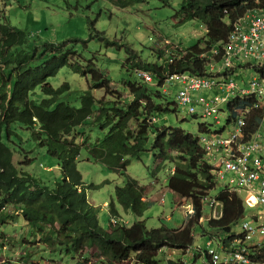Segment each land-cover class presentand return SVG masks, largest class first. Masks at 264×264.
Listing matches in <instances>:
<instances>
[{
  "label": "trees",
  "instance_id": "trees-1",
  "mask_svg": "<svg viewBox=\"0 0 264 264\" xmlns=\"http://www.w3.org/2000/svg\"><path fill=\"white\" fill-rule=\"evenodd\" d=\"M112 1L121 8L145 2ZM161 1L169 5L171 0ZM263 5L264 0H183L176 17L183 21H200L206 27V36L186 51L178 48L176 53L172 52L171 56L179 57L175 63L168 60L163 66L149 65L140 59L135 62V55L130 57L127 63L135 68L134 72H150L156 83L148 84L138 77L134 82L125 81L129 100L116 91L119 96L110 101L96 97L95 89L108 92L109 79L98 69L84 70L81 65L70 63L76 54L74 47H67V43L42 42L25 30L0 23V225L14 223L19 217L23 219L22 226L28 228V237L22 241L17 237L15 247L30 256L31 247L27 243H39L43 260L58 263L66 258L76 261L78 257L84 258V251L95 250L96 257L102 258L105 264H187L182 258L167 259L164 252L178 251L185 256L193 247L195 231L198 228L200 233L210 231L200 224L206 216L201 200L217 187V181L199 143L198 136L208 131L205 124L199 126V135L158 126V118L180 109L176 101L167 100L170 95H164L161 87L168 74L206 75L205 61L200 57L203 45L210 47L225 42L248 10ZM108 45L122 47L116 42ZM157 53L159 58L164 56L162 51ZM65 66L84 77L91 75L79 107L60 101L70 90L69 83L56 89L48 82ZM255 122L254 116L248 129L250 133L255 132ZM84 126L92 131H107L104 139H99V145L87 150L110 167L126 169L129 159H140L151 140L154 158L161 163L175 164V172L167 179L168 187L191 202L194 216L179 229L165 225L150 229L145 220L131 227L126 224L115 227L112 223L109 230L102 229L98 222L99 211L88 202L77 168L82 149L78 144V131ZM28 143L46 148L48 155L57 160L62 180L56 187L43 185L18 167L33 161L28 156L15 163L16 153L31 152L23 147ZM144 197L145 188L136 179L129 178L124 187L116 188L115 200L109 205L110 215H119L118 204L125 212L142 218L150 205L144 202ZM217 200L222 205L221 217L206 221L211 228L231 233L246 215L245 202L238 194L225 190ZM17 228L13 235L20 232ZM7 241L2 246L6 248V255L13 251ZM199 254L202 258L201 251ZM84 261L88 263L89 259L84 258ZM12 262L8 260L3 264H14Z\"/></svg>",
  "mask_w": 264,
  "mask_h": 264
},
{
  "label": "rangeland",
  "instance_id": "rangeland-1",
  "mask_svg": "<svg viewBox=\"0 0 264 264\" xmlns=\"http://www.w3.org/2000/svg\"><path fill=\"white\" fill-rule=\"evenodd\" d=\"M182 3L183 0H171L169 5H164L161 0H145L128 8H121L112 0H0V23L25 30L42 42L55 45L67 43V47H74L76 54L74 58H71L70 63H77L84 70L98 69L106 79H109L108 92L106 89H95L93 94L96 97L110 101L119 96L116 93L118 92L121 97L129 100V92L124 82L137 80L135 68L127 63L130 57L133 58L135 55V62L140 59L149 65L163 66L168 62L172 52H177L178 48L187 50L206 36V27L200 21H183L176 17L177 12L182 9ZM109 42H116L122 47L118 49L116 46H110ZM128 49L134 54H131ZM158 51L164 53L162 58H159ZM90 81V74L84 77L75 73L70 66H65L48 82L56 89L64 83H69L70 90L60 98V101L79 107L80 97L88 90ZM176 91V87L171 89L172 93L167 99L169 102L175 101ZM198 96L200 95L193 94L195 98ZM40 97L46 98L44 95ZM220 109L224 112L220 113L221 123L216 126L213 118H203L201 115L193 117L181 108L177 113L161 116L157 124L159 127L180 128L194 135H199V126L205 124L213 130V133L219 134L224 132L223 127L228 123L227 105L223 104ZM78 132V144L82 146V149L77 168L86 188L88 202L99 211L98 222L102 229L109 230L112 223L115 227L122 224L131 227L139 220H145L150 229H157L163 225L169 229H179L185 224L184 222L188 220L185 206L190 201H185L184 207H181L183 201H176L174 192L169 189L167 183V179L175 172V164L161 163L157 158L155 159L151 140L147 144L148 150L141 155V158L129 159V165L123 169L110 167L87 150L99 145V139L103 140L107 131L98 129L92 131L91 128L84 126L82 129L79 128ZM21 133L26 135L25 132L21 131ZM23 147L31 152L16 153L15 163L24 161L27 156L33 161L18 167L23 168L43 185L50 188L56 187V184L62 180V171L57 160L48 155L46 148L39 147L35 143L24 144ZM129 178L136 179L142 188H151L147 195L150 198L148 202L150 205L142 218L125 212L118 204L116 208L119 215L116 217L110 215L109 205L115 200L116 188L124 187ZM224 183L227 184L228 180ZM223 189L221 184L217 185L210 192V197L217 199ZM105 202L108 203L109 208L104 207ZM245 205L246 215L240 224L235 225L233 230L235 235L243 234L245 221L253 224L260 223V217L264 214V207L251 208L246 203ZM203 207L205 214L212 218V211L205 204ZM23 224V219L17 217L14 223L0 225V232L5 233L0 234L1 242L8 240V246L13 248V251L6 255L3 253L6 248L3 249L0 244L1 264L6 259L15 261L16 263L12 262L14 264L28 262L39 264V260L41 264H105L102 258L96 257L95 250L83 252L84 258L89 259L88 263H85L84 258L81 257H78L76 261L66 258L62 263L50 259L48 261L47 258L43 260V250L38 249L39 243L31 245L28 242L27 244L31 247L32 259H30V256H26L20 247H15L18 246L17 237L21 241L28 237V228L22 226ZM200 224L210 231L217 230L209 227L206 220H200ZM15 227H18L16 231L20 230V232L13 235ZM195 234L193 247L187 255L182 256L178 251L166 250L164 252L166 258L173 260L182 258L187 264H206L204 259L200 258V251L197 250L199 247L206 248L205 238L199 228ZM260 244L262 246L257 257L262 259L264 258V233L259 238L248 242V245L252 247ZM15 254L19 258L13 257Z\"/></svg>",
  "mask_w": 264,
  "mask_h": 264
},
{
  "label": "built area",
  "instance_id": "built-area-1",
  "mask_svg": "<svg viewBox=\"0 0 264 264\" xmlns=\"http://www.w3.org/2000/svg\"><path fill=\"white\" fill-rule=\"evenodd\" d=\"M203 50L200 57L205 61L206 75L168 74L161 91L170 95L176 87L177 106L190 116L213 118L215 126L221 123V106L227 105L224 132L215 134L207 127L208 131L198 136L199 143L214 168L217 185L238 194L251 208L264 207V5L248 10L225 42L203 45ZM177 59L170 55L169 62ZM136 75L148 84L156 83L150 72L139 70ZM194 93L200 96L195 98ZM254 116L255 132L250 133ZM204 204L212 211V218L221 217L222 209L218 215V208L222 205L217 199L208 195L202 199ZM194 213V206L188 204L186 218H192ZM234 228L231 233L201 232L206 248L197 250L206 264H264V258L257 257L262 245H248L264 233V214L260 223L245 221L241 235L233 234Z\"/></svg>",
  "mask_w": 264,
  "mask_h": 264
},
{
  "label": "crops",
  "instance_id": "crops-1",
  "mask_svg": "<svg viewBox=\"0 0 264 264\" xmlns=\"http://www.w3.org/2000/svg\"><path fill=\"white\" fill-rule=\"evenodd\" d=\"M157 182H159V181H157ZM157 182H156V184H157ZM151 190V188H145V194H146V198H149L147 195H148V192ZM174 195H175V198L177 199L176 201L178 202V201H183L182 202V204H181V207L185 204V201H187L188 199L186 198V197H184V196H180V195H177V194H175L174 193ZM149 201H150V198L148 199ZM189 201V200H188ZM176 202V203H177ZM189 204H190V202H189ZM107 206L108 205V203L107 202H105L104 203V206ZM188 205V204H187ZM105 206V207H106ZM184 207V206H183ZM187 206H185V208H186ZM106 208H108V207H106ZM206 216H208V214L206 215ZM211 218V216L210 217H205V220H209ZM21 219V218H20ZM169 220V219H168ZM185 223V222H184ZM210 232V231H209ZM205 260V259H204Z\"/></svg>",
  "mask_w": 264,
  "mask_h": 264
},
{
  "label": "clouds",
  "instance_id": "clouds-1",
  "mask_svg": "<svg viewBox=\"0 0 264 264\" xmlns=\"http://www.w3.org/2000/svg\"><path fill=\"white\" fill-rule=\"evenodd\" d=\"M107 206H108V205H107ZM107 206H106V207H107ZM104 207H105V206H104ZM0 234H3V233L0 232ZM4 242H6V241H2V242H1V240H0V244H1L2 246L4 245ZM4 252H5V251H4ZM5 262H6V261H5ZM5 262H3V263H5Z\"/></svg>",
  "mask_w": 264,
  "mask_h": 264
},
{
  "label": "bare ground",
  "instance_id": "bare-ground-1",
  "mask_svg": "<svg viewBox=\"0 0 264 264\" xmlns=\"http://www.w3.org/2000/svg\"><path fill=\"white\" fill-rule=\"evenodd\" d=\"M3 253H4V252H3ZM4 254H5V253H4ZM13 257H17V258H19L17 254L13 255ZM8 260H9V259H6V262H7ZM14 262H15V261H14Z\"/></svg>",
  "mask_w": 264,
  "mask_h": 264
},
{
  "label": "water",
  "instance_id": "water-1",
  "mask_svg": "<svg viewBox=\"0 0 264 264\" xmlns=\"http://www.w3.org/2000/svg\"><path fill=\"white\" fill-rule=\"evenodd\" d=\"M221 209H222L221 206H219V208H218V215L220 214ZM207 217H208V216H207ZM207 217H206V218H207Z\"/></svg>",
  "mask_w": 264,
  "mask_h": 264
}]
</instances>
